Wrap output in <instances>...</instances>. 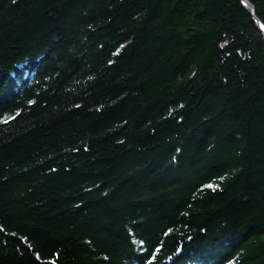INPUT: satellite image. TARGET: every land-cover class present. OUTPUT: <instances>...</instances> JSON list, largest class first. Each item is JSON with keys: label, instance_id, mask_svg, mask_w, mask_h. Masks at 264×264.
Returning a JSON list of instances; mask_svg holds the SVG:
<instances>
[{"label": "trees", "instance_id": "trees-1", "mask_svg": "<svg viewBox=\"0 0 264 264\" xmlns=\"http://www.w3.org/2000/svg\"><path fill=\"white\" fill-rule=\"evenodd\" d=\"M247 1L0 0V264H264Z\"/></svg>", "mask_w": 264, "mask_h": 264}, {"label": "water", "instance_id": "water-1", "mask_svg": "<svg viewBox=\"0 0 264 264\" xmlns=\"http://www.w3.org/2000/svg\"><path fill=\"white\" fill-rule=\"evenodd\" d=\"M242 2L250 9V11L252 12V7L250 5V3L247 0H242ZM256 20L258 21V19L256 18ZM258 24L261 28V30L264 32V26L258 21Z\"/></svg>", "mask_w": 264, "mask_h": 264}]
</instances>
